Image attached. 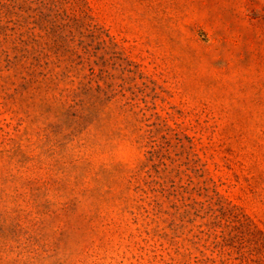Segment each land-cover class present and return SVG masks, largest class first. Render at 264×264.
Masks as SVG:
<instances>
[{"label":"rangeland","instance_id":"374dc122","mask_svg":"<svg viewBox=\"0 0 264 264\" xmlns=\"http://www.w3.org/2000/svg\"><path fill=\"white\" fill-rule=\"evenodd\" d=\"M0 264H264V0H0Z\"/></svg>","mask_w":264,"mask_h":264}]
</instances>
